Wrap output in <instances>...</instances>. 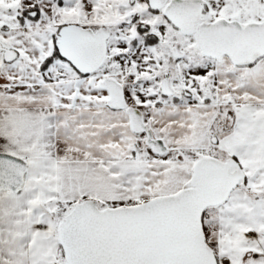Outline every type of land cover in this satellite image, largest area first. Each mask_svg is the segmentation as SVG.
<instances>
[{
    "label": "snow or ice",
    "instance_id": "snow-or-ice-1",
    "mask_svg": "<svg viewBox=\"0 0 264 264\" xmlns=\"http://www.w3.org/2000/svg\"><path fill=\"white\" fill-rule=\"evenodd\" d=\"M0 264H264V0H0Z\"/></svg>",
    "mask_w": 264,
    "mask_h": 264
}]
</instances>
